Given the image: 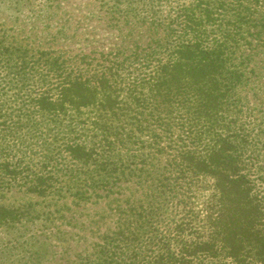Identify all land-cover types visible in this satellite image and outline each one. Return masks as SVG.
<instances>
[{
    "label": "trees",
    "instance_id": "trees-1",
    "mask_svg": "<svg viewBox=\"0 0 264 264\" xmlns=\"http://www.w3.org/2000/svg\"><path fill=\"white\" fill-rule=\"evenodd\" d=\"M110 2L112 16L160 34L88 67L0 34V188L112 193L97 264H264L259 126L245 92L264 0ZM123 183L141 197L122 198ZM17 213L0 206V225Z\"/></svg>",
    "mask_w": 264,
    "mask_h": 264
},
{
    "label": "rangeland",
    "instance_id": "rangeland-1",
    "mask_svg": "<svg viewBox=\"0 0 264 264\" xmlns=\"http://www.w3.org/2000/svg\"><path fill=\"white\" fill-rule=\"evenodd\" d=\"M110 0H0V34L30 49L62 54L88 67L101 51L140 47L160 31L147 24L128 21L107 10ZM113 17V18H112ZM122 31V33L120 31ZM152 30V31H151ZM154 34V35H153ZM128 49L125 53H128ZM87 56V57H85ZM255 62V63H254ZM251 63L254 73L245 88L258 124L259 169L254 176L264 182V49ZM252 118V119H253ZM252 121V120H251ZM117 194L141 197V188L123 183ZM110 196L86 199L73 195L53 197L28 193L18 187L0 188V206L15 209L17 219L0 225V264H97L101 232L112 228Z\"/></svg>",
    "mask_w": 264,
    "mask_h": 264
}]
</instances>
